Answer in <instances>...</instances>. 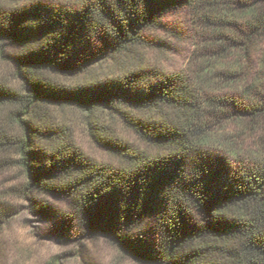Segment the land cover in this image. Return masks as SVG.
I'll list each match as a JSON object with an SVG mask.
<instances>
[{
    "label": "trees",
    "instance_id": "1",
    "mask_svg": "<svg viewBox=\"0 0 264 264\" xmlns=\"http://www.w3.org/2000/svg\"><path fill=\"white\" fill-rule=\"evenodd\" d=\"M182 7L213 27L211 51L192 73L148 66L140 50L160 42L144 32ZM0 57L18 81L0 77V154L27 191L62 196L145 262L264 264V144L240 142L264 134V0H0ZM52 106L85 112L115 162L86 154Z\"/></svg>",
    "mask_w": 264,
    "mask_h": 264
},
{
    "label": "rangeland",
    "instance_id": "2",
    "mask_svg": "<svg viewBox=\"0 0 264 264\" xmlns=\"http://www.w3.org/2000/svg\"><path fill=\"white\" fill-rule=\"evenodd\" d=\"M202 18L188 7L165 14L158 28L144 32L160 45L156 43L141 49L142 61L170 73H192L211 51L208 46L215 36L213 27L207 26ZM97 46L99 48L100 44ZM4 49L6 54L15 51L14 46L6 45ZM115 64L107 57L92 66L96 72L105 73ZM0 77L18 84L5 57H0ZM57 80L70 81L61 77ZM51 113L70 128L75 143L86 154L115 162L116 159L90 136L85 112L74 106H52ZM219 128L224 132L238 129L230 121ZM114 129L119 136L140 146L136 135L124 125L118 123ZM260 135L264 139L263 130L244 132L240 142L244 148L261 146L264 142L260 143ZM4 159H10V163H4ZM26 189L27 178L18 157L0 154V264H157L135 258L110 236L79 225L62 196Z\"/></svg>",
    "mask_w": 264,
    "mask_h": 264
}]
</instances>
